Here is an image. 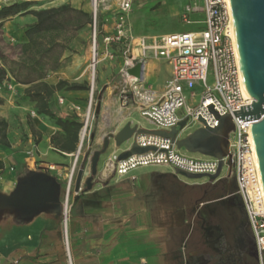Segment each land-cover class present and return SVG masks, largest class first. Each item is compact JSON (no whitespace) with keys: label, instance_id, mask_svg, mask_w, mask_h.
Masks as SVG:
<instances>
[{"label":"crops","instance_id":"0c3cea01","mask_svg":"<svg viewBox=\"0 0 264 264\" xmlns=\"http://www.w3.org/2000/svg\"><path fill=\"white\" fill-rule=\"evenodd\" d=\"M81 1L71 3L79 8ZM153 2L165 6L164 0ZM174 17L167 18L178 25ZM34 22L26 13L17 14L3 22L1 32L11 47H20L27 43V23ZM165 33L161 29L155 35ZM141 62L143 85L161 94L171 65L154 55ZM4 69L7 78L1 83L12 89L0 92V264H66L67 254L71 264H217L220 243L228 257L246 221L234 178L188 180L165 166L118 177L108 166V171L97 169L87 191L86 164L81 191L69 192L71 207L64 223L62 206L75 152L55 148L52 138L59 128L23 97L29 85L16 84ZM83 92H69L71 105L85 108L88 96ZM53 113L62 119L71 114L61 108ZM130 114L118 108L110 132H117ZM83 160L84 155L79 163Z\"/></svg>","mask_w":264,"mask_h":264},{"label":"built area","instance_id":"2783aa9c","mask_svg":"<svg viewBox=\"0 0 264 264\" xmlns=\"http://www.w3.org/2000/svg\"><path fill=\"white\" fill-rule=\"evenodd\" d=\"M134 0L117 1V20L115 38L106 36L105 42L127 41L125 58L119 69L120 83L118 88L122 105L128 98H137V112L156 127V130L170 132L185 121L198 123L199 128L213 129L218 125V117L230 116L234 124L228 138V152L231 157V168L228 178H234L236 195L242 201L244 214L251 231L257 264H264V190L258 168L251 126L256 121H244L235 117L233 111L249 106L253 100L245 94L234 26H231L232 13L229 0H188L179 15L183 25L199 27L195 31L173 32L160 36L154 55L171 65V77L164 91L155 92L144 87L143 82L127 74V70L143 61L133 59L131 44L133 36L128 26V15ZM96 4L105 6L107 0H95ZM97 7H93L92 18V62L95 65L96 40L98 32ZM199 17V18H198ZM148 48L151 46H147ZM150 50L146 49L145 51ZM211 79V82H209ZM11 90L7 82L0 84V92ZM94 84L90 85V95L85 108L71 105L72 117L83 122L84 135L76 150L69 174L67 190L63 201V222L67 220L71 207L69 192L73 188L74 176L78 170L79 158L84 154L82 143L88 137V124L93 115ZM155 97H154V96ZM58 105H64L65 99L58 98ZM212 107L213 112L209 111ZM264 107V105H263ZM183 109V116L178 115ZM116 129V128H115ZM114 130L112 133H115ZM80 132V134H81ZM176 137L175 140H177ZM88 141V138H87ZM131 144L151 147L155 151L131 155L128 158L113 162L111 158L105 168L111 165V171L118 177L142 167L165 166L173 171L180 170L190 174L215 175L219 161L208 157V160L192 159L180 154L174 142L155 135L139 134L131 137ZM227 158H224V163ZM50 170L54 167H50ZM66 264H71L67 254Z\"/></svg>","mask_w":264,"mask_h":264},{"label":"rangeland","instance_id":"374dc122","mask_svg":"<svg viewBox=\"0 0 264 264\" xmlns=\"http://www.w3.org/2000/svg\"><path fill=\"white\" fill-rule=\"evenodd\" d=\"M21 1L22 0H0V6ZM71 1L73 0H28L27 2H30L31 4L28 8L29 10L37 11L60 7L66 9L55 28L40 37L39 45H37V47H33V49L29 48L26 52L23 45L20 47H11L10 43L6 41L7 38L1 32V26L0 65H2V67L0 68L4 67L8 69V71H13L14 75L20 81L36 77L39 74H44L45 78L40 82L46 84L49 87L48 91H50V93L52 92L49 103L53 112H59L61 108L71 113L68 106L72 104V99L69 96V92L72 90H69V86L72 84L84 85L86 89L83 94L87 95L89 98L90 85L93 82L94 91L91 106V114L93 115V118H91L88 124V141L86 138L82 143L84 160L82 163H79L78 161L77 164L78 169L84 170V166L86 164L90 165L89 159L91 157V153L95 150L101 149L103 140L101 136L111 133V128L116 125V122H112V117L118 108H123L129 113L131 112V114L123 122V124L119 126L117 132L127 123H130L131 127L137 126L138 128L144 130H156V127L141 117L139 112H137V98H128L126 105L123 106L118 88H116L117 90L113 89L114 84L120 83V76L118 72L124 61V53L126 45L128 44L124 37H122L120 41H104L106 36L115 38L118 0H107L105 6L97 3L96 14L98 32L95 46L97 56L95 58V66L93 68L91 67L93 64L91 25L93 18V0H82L79 8L74 7ZM164 1L165 6H162L160 2H153V0L133 1L132 8L127 19L130 33L133 36L131 50L136 44V39L138 37L147 38L145 39L146 46L154 45V40H156L158 44L160 36H156L155 34L159 33L161 29H164L166 32L165 34H167L171 31L188 32L195 31L199 28L197 26L183 25L179 20V15L188 0H172V2L169 0ZM174 15L177 16L178 25L170 18H167H172V16L175 18ZM22 16H25V14ZM161 18L165 19L158 21ZM31 25L27 23V27ZM144 29L145 35L141 36L144 34ZM146 55H154V51L147 50ZM160 70L162 73H165L162 67ZM163 80L164 79L161 78L159 84H161ZM167 82L165 83L164 89ZM209 82H211V79H209ZM63 84H67V86ZM33 86L36 85L34 84L31 87ZM144 87L155 92L156 95H159V93L150 89V86L147 83ZM6 92H9V90L5 89L4 93ZM23 97L28 99L24 95ZM60 97L65 99L64 105H58L57 101ZM72 115V113L67 115L65 119L74 120L72 119ZM178 115L183 116V109L179 110ZM103 117L109 118L108 125L103 123ZM79 123L81 124V127L78 131L77 145L74 152H76L80 146V132L84 126L83 122ZM199 127L200 125L198 123L188 121L184 128L178 132V139L186 137ZM66 138L67 136L59 129L58 133L53 137L52 143L55 146H59L64 143ZM96 140H98L97 143H95ZM131 143L132 141L130 139L128 142L123 143L115 151L113 141H110L106 152L99 157L97 169L101 170L104 167V164L108 161L109 157L113 162H115L119 153L128 148ZM179 151L181 155L192 159H210L201 154L186 152L184 148H181ZM227 174L228 167L224 165L220 171L218 179L226 178ZM196 181L207 182L208 179L201 178Z\"/></svg>","mask_w":264,"mask_h":264},{"label":"water","instance_id":"95a60500","mask_svg":"<svg viewBox=\"0 0 264 264\" xmlns=\"http://www.w3.org/2000/svg\"><path fill=\"white\" fill-rule=\"evenodd\" d=\"M234 34L244 87L248 96L253 100L249 106L240 107V111H233L239 120L256 122L251 126V135L254 143L255 154L264 190V0H229ZM144 65L137 63L133 68L127 70V74L138 80L143 79ZM213 112L212 107L209 108ZM185 126V121L180 122L170 132L161 130H144L137 126L131 127L125 124L118 132L108 133L103 137L102 147L91 153L90 175L84 180L86 190L92 188V181L98 174L97 166L100 155L106 152L110 141H113L115 150L123 143L128 142L131 137L139 134L155 135L164 139H170L178 149L184 148L186 152L197 153L212 157L219 161L215 175L190 174L180 170L175 172L189 180L207 178L214 181L219 177L224 165L231 168V157L228 152L229 134L234 129L230 116L218 117V125L213 129L198 128L182 139H176L178 132ZM155 151L151 147H139L131 144L117 156L116 161L124 160L131 155L143 154ZM227 158L224 163L223 159ZM84 178V171L78 169L76 172L73 191L79 193ZM256 258V254H254Z\"/></svg>","mask_w":264,"mask_h":264},{"label":"trees","instance_id":"16d2710c","mask_svg":"<svg viewBox=\"0 0 264 264\" xmlns=\"http://www.w3.org/2000/svg\"><path fill=\"white\" fill-rule=\"evenodd\" d=\"M30 5V2L21 1L0 7V27L7 18L15 16L17 14L26 13L34 17L35 22L31 26L27 27V30L25 31V36L27 39V43L23 44L25 52L28 51L29 48L33 49V47H37V45H39L40 37L46 32H49L53 28H55L66 9L60 7L35 11L28 9ZM9 72L16 83L29 85V88L24 92V96L35 103L37 114L48 117L53 122V124L56 125V127H58L67 136L64 143L55 148L63 152H74L76 149L77 136L81 124L75 120L59 118L52 112L51 105L49 103L52 92L50 93V91H48L49 87L46 84L40 82L45 78V75L39 74L36 77L20 81L14 75L13 71L9 70ZM6 78V70L4 68H0V83ZM34 84L36 86L31 87ZM63 85L67 86V84ZM85 89V86L80 84H72L71 86H69V90L72 91ZM0 140L4 142V134L1 132V129Z\"/></svg>","mask_w":264,"mask_h":264},{"label":"flooded vegetation","instance_id":"af4514ba","mask_svg":"<svg viewBox=\"0 0 264 264\" xmlns=\"http://www.w3.org/2000/svg\"><path fill=\"white\" fill-rule=\"evenodd\" d=\"M247 226L246 220L243 223V233L241 236L235 237L234 248L229 251L227 258L223 255L221 243L219 244L220 251L217 253L219 258L217 264H257L256 258L254 257L256 252L253 237Z\"/></svg>","mask_w":264,"mask_h":264},{"label":"bare ground","instance_id":"6f19581e","mask_svg":"<svg viewBox=\"0 0 264 264\" xmlns=\"http://www.w3.org/2000/svg\"><path fill=\"white\" fill-rule=\"evenodd\" d=\"M92 7H97V4H96L95 0L92 1ZM230 24L233 27V22L232 21H231ZM145 39H147V38L141 37V38H137L136 39V44L137 45H136V47L133 48V59H135V60H137V59L142 60L146 56V51H145L146 49L155 50L157 48V42H156V40L153 41L154 45H152L151 47L148 48L145 45ZM144 64H145V62H144ZM245 94L248 95L246 92H245ZM108 121H109V118L108 117H106V118L103 119V123L105 125H108ZM83 135H84V130L80 134V139L83 137ZM108 166H111V165H108ZM110 169L111 168L107 167V171L110 170Z\"/></svg>","mask_w":264,"mask_h":264}]
</instances>
